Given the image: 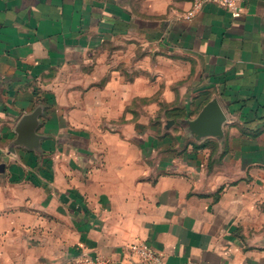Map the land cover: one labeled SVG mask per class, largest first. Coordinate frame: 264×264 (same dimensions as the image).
I'll return each instance as SVG.
<instances>
[{
  "label": "crops",
  "instance_id": "0c3cea01",
  "mask_svg": "<svg viewBox=\"0 0 264 264\" xmlns=\"http://www.w3.org/2000/svg\"><path fill=\"white\" fill-rule=\"evenodd\" d=\"M240 5L0 0L5 264H148L139 244L162 264H264V0ZM212 100L225 120L200 136Z\"/></svg>",
  "mask_w": 264,
  "mask_h": 264
},
{
  "label": "water",
  "instance_id": "95a60500",
  "mask_svg": "<svg viewBox=\"0 0 264 264\" xmlns=\"http://www.w3.org/2000/svg\"><path fill=\"white\" fill-rule=\"evenodd\" d=\"M38 111L24 115L18 124L20 138L31 142L37 138L35 127L38 124ZM225 114L216 100L207 103L199 113L196 120L190 122L193 131L199 132L200 136L215 135L220 132Z\"/></svg>",
  "mask_w": 264,
  "mask_h": 264
},
{
  "label": "built area",
  "instance_id": "2783aa9c",
  "mask_svg": "<svg viewBox=\"0 0 264 264\" xmlns=\"http://www.w3.org/2000/svg\"><path fill=\"white\" fill-rule=\"evenodd\" d=\"M214 3L234 13H239L242 10L240 0H193L192 10L189 15H192L194 10L200 8L204 3ZM133 250L139 255L141 261L148 264H162L160 257L155 254L151 249L143 244L133 246ZM77 260V264H111L108 260L97 257L89 256L86 254H80Z\"/></svg>",
  "mask_w": 264,
  "mask_h": 264
},
{
  "label": "rangeland",
  "instance_id": "374dc122",
  "mask_svg": "<svg viewBox=\"0 0 264 264\" xmlns=\"http://www.w3.org/2000/svg\"><path fill=\"white\" fill-rule=\"evenodd\" d=\"M6 250L5 249H0V264H5L4 263V254H5Z\"/></svg>",
  "mask_w": 264,
  "mask_h": 264
},
{
  "label": "trees",
  "instance_id": "16d2710c",
  "mask_svg": "<svg viewBox=\"0 0 264 264\" xmlns=\"http://www.w3.org/2000/svg\"><path fill=\"white\" fill-rule=\"evenodd\" d=\"M206 144H207V143H202V144H200L199 146H195V148H196V149H198V148H202V147L206 146Z\"/></svg>",
  "mask_w": 264,
  "mask_h": 264
}]
</instances>
